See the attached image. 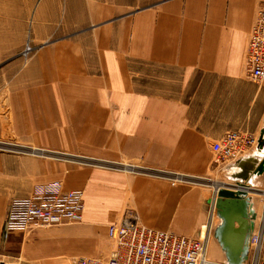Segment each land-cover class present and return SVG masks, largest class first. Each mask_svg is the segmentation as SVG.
Listing matches in <instances>:
<instances>
[{
    "label": "crops",
    "instance_id": "0c3cea01",
    "mask_svg": "<svg viewBox=\"0 0 264 264\" xmlns=\"http://www.w3.org/2000/svg\"><path fill=\"white\" fill-rule=\"evenodd\" d=\"M96 4L89 13L81 0L84 27L61 37L53 31L23 59L0 61V139L119 169L0 150V239L10 199L54 180L84 193L81 222L12 231L3 248L31 264L104 259L113 246L108 227L134 211L145 227L204 239L211 261L264 264V235L257 261L250 243L264 227V81L243 71L264 0H155L125 11ZM232 131L257 144L236 162L216 165L212 144ZM125 166L205 176L211 186L171 185ZM224 186L246 191L247 213L255 216L249 232L236 223L226 230L216 216L215 193Z\"/></svg>",
    "mask_w": 264,
    "mask_h": 264
},
{
    "label": "built area",
    "instance_id": "2783aa9c",
    "mask_svg": "<svg viewBox=\"0 0 264 264\" xmlns=\"http://www.w3.org/2000/svg\"><path fill=\"white\" fill-rule=\"evenodd\" d=\"M244 63L246 75L251 81H264V6L258 10L250 31ZM256 144V137L235 131L228 132L212 144V151L215 154L214 163L225 165L236 162L246 156L251 147ZM7 148L23 152V149L27 147L18 145L12 139L0 140V150ZM85 160L95 163L90 159ZM99 164L119 169L117 165L110 163ZM122 169L164 178L171 185L185 181L203 186L201 182L205 180L201 177H186L182 174L144 167L125 166ZM83 195L82 190H62L61 182L58 180L33 189L30 197L13 199L10 202L2 229L3 235L7 236L12 231H29L38 226L81 222ZM111 229L114 239L113 247L106 258H80L74 264H219L207 259L204 239L183 237L172 231L145 227L140 224L133 212H126ZM263 235L264 227L262 226L250 240L256 252V261L261 250Z\"/></svg>",
    "mask_w": 264,
    "mask_h": 264
},
{
    "label": "rangeland",
    "instance_id": "374dc122",
    "mask_svg": "<svg viewBox=\"0 0 264 264\" xmlns=\"http://www.w3.org/2000/svg\"><path fill=\"white\" fill-rule=\"evenodd\" d=\"M82 1H84V0H82ZM154 1L155 0H87V3L89 5V6H87L88 7L87 12L90 13V7H91V5H93V2H96L99 4L104 3L106 5H112L113 7H116L117 9H119L120 11H125V10H130V9H134V8H138V7L148 5ZM80 2H81V0H0V9H2L1 11L3 13H5L4 11H7V14H8V15H5L2 12H0V13H2V14H0V37L5 38V32L7 33L6 41L3 38L0 39V61L4 60L6 58H10L15 54L18 55L17 59H23V57H26L29 54L28 53L29 50H27L28 47L30 48L31 46H33L34 44H36L38 42H41V41L43 42L44 40H46V38L48 36L53 38L55 35V34L53 35V31H55L57 33L56 34L57 37L58 36L61 37V35L69 34L72 31H75V30H78V29L84 27L88 22L85 18H83V16L80 17V14H79ZM43 3L46 5L43 6V8H41ZM39 9L41 11L39 13V17L37 18V10H39ZM84 9H85V7H84ZM48 10H49V12L55 10L54 17H52L51 15H48L49 14ZM93 10H96V8H94ZM42 26L45 27V31L42 30ZM39 27L41 29L38 30ZM47 30L52 31V33L50 35H47ZM5 47H6V50H5ZM1 51H2V53H1ZM23 51L24 52L26 51V52L24 54H22ZM13 59H16V58L13 57ZM13 59H11L10 62ZM243 71H244V75H246L244 59H243ZM172 74H175V73L172 72ZM195 75H200V74H195ZM0 140L1 141H9L8 138L0 139ZM14 142H16V141H14ZM17 144L22 145L20 143H17ZM42 150L41 151H42L43 155H36L29 148H24L23 152H16L15 149H11V148H7L4 151L13 152V153L28 154V155H32L35 157H40L41 159L59 160V161L70 163L72 166L78 167V168H101L100 167L101 164L89 163V161H87L81 157H72L71 159L65 158V157H60V156L58 157V156H55L53 153H51V152L49 153L48 151H46L45 148H43ZM92 166H94V167H92ZM105 168H108V167H105ZM110 169H112V168H110ZM139 174H141V173H139ZM202 178L205 179L204 181L201 182L203 184V186H211V184H210L211 180L208 177L203 176ZM50 182H53V181H50ZM50 182H47V183H50ZM47 183L36 185L34 187V189L37 187H40V186H45V185H47ZM178 183H180V182H178ZM183 183H190V182L183 181ZM175 184H177V183H175ZM190 184H193V183H190ZM199 186H201V185H199ZM61 188L64 191H72V190L63 189L62 183H61ZM224 188H225V186H224ZM31 194L26 196V197H22V198L10 199L8 202V205H7V210H8L10 202L13 199L28 198L31 196ZM82 206L84 209V202H83ZM7 210H6V213H7ZM126 210H128V209L125 208L122 211V214ZM129 211H130V209H129ZM5 216H6V214H5ZM216 216H218L217 215V209H216ZM82 218H83V211H82ZM4 221H5V217H4ZM118 222H119L118 220L114 221L108 227V234H109V237H111V239H113L111 228L113 226H115ZM67 224H73V223H66L64 225H67ZM3 225H4V222H3ZM41 227H50V226H38L36 228L30 229L29 231L27 230V231H24L21 233L28 234V233L32 232L33 230H35L37 228H41ZM173 233L176 235H179L175 232H173ZM180 236H182V235H180ZM183 237H185V236H183ZM5 238H6V236H4L2 234V237L0 239V244H1L0 264H31V263H28L25 261V258H23L20 255L19 250H17V249L12 250L11 252H7L3 248L4 247L3 244L6 241ZM113 241H114V239H113ZM80 258H88V257H73L70 264H74V262Z\"/></svg>",
    "mask_w": 264,
    "mask_h": 264
},
{
    "label": "water",
    "instance_id": "95a60500",
    "mask_svg": "<svg viewBox=\"0 0 264 264\" xmlns=\"http://www.w3.org/2000/svg\"><path fill=\"white\" fill-rule=\"evenodd\" d=\"M264 143V129L260 131V135L258 137V145L262 147ZM237 186H241L237 184ZM246 194V191L242 190L238 187L234 189L221 187L217 189L215 193V200L213 206L217 209L218 214L221 218L224 219L223 227L231 228L234 223L237 224L238 230L246 233L251 230L253 226V220L255 218L254 214L247 213V204L243 199V195ZM221 227V228H223ZM229 264H241L239 260L235 259Z\"/></svg>",
    "mask_w": 264,
    "mask_h": 264
},
{
    "label": "bare ground",
    "instance_id": "6f19581e",
    "mask_svg": "<svg viewBox=\"0 0 264 264\" xmlns=\"http://www.w3.org/2000/svg\"><path fill=\"white\" fill-rule=\"evenodd\" d=\"M33 153L36 154V155H43V153H42V151L40 149H34Z\"/></svg>",
    "mask_w": 264,
    "mask_h": 264
}]
</instances>
